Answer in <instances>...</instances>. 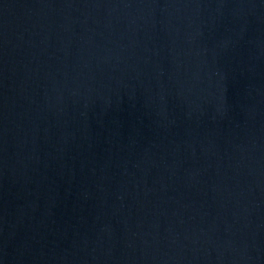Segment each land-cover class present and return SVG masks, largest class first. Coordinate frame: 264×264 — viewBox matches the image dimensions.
I'll return each mask as SVG.
<instances>
[{"label":"water","instance_id":"95a60500","mask_svg":"<svg viewBox=\"0 0 264 264\" xmlns=\"http://www.w3.org/2000/svg\"><path fill=\"white\" fill-rule=\"evenodd\" d=\"M0 264H264V0H0Z\"/></svg>","mask_w":264,"mask_h":264}]
</instances>
